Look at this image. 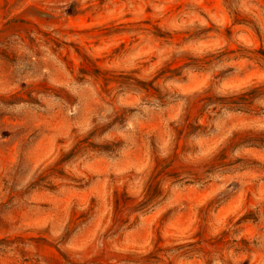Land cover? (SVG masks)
<instances>
[{
	"label": "rangeland",
	"instance_id": "1",
	"mask_svg": "<svg viewBox=\"0 0 264 264\" xmlns=\"http://www.w3.org/2000/svg\"><path fill=\"white\" fill-rule=\"evenodd\" d=\"M0 264H264V0H0Z\"/></svg>",
	"mask_w": 264,
	"mask_h": 264
}]
</instances>
